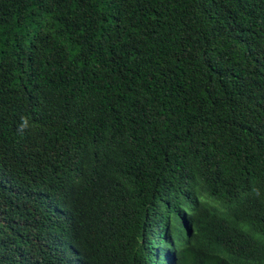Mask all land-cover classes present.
I'll return each instance as SVG.
<instances>
[{
    "label": "trees",
    "instance_id": "trees-1",
    "mask_svg": "<svg viewBox=\"0 0 264 264\" xmlns=\"http://www.w3.org/2000/svg\"><path fill=\"white\" fill-rule=\"evenodd\" d=\"M0 264H264V0H0Z\"/></svg>",
    "mask_w": 264,
    "mask_h": 264
},
{
    "label": "clouds",
    "instance_id": "clouds-1",
    "mask_svg": "<svg viewBox=\"0 0 264 264\" xmlns=\"http://www.w3.org/2000/svg\"><path fill=\"white\" fill-rule=\"evenodd\" d=\"M24 125L27 126V121L24 122Z\"/></svg>",
    "mask_w": 264,
    "mask_h": 264
}]
</instances>
